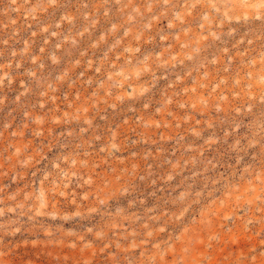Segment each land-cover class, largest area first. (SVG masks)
Wrapping results in <instances>:
<instances>
[{
	"label": "rangeland",
	"instance_id": "1",
	"mask_svg": "<svg viewBox=\"0 0 264 264\" xmlns=\"http://www.w3.org/2000/svg\"><path fill=\"white\" fill-rule=\"evenodd\" d=\"M0 264H264V0H0Z\"/></svg>",
	"mask_w": 264,
	"mask_h": 264
}]
</instances>
